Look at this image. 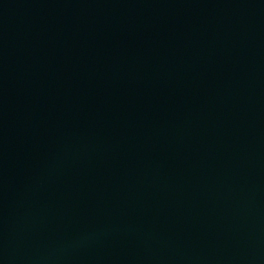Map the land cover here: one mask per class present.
Returning <instances> with one entry per match:
<instances>
[{"label":"water","instance_id":"obj_1","mask_svg":"<svg viewBox=\"0 0 264 264\" xmlns=\"http://www.w3.org/2000/svg\"><path fill=\"white\" fill-rule=\"evenodd\" d=\"M0 264H264V0H0Z\"/></svg>","mask_w":264,"mask_h":264}]
</instances>
